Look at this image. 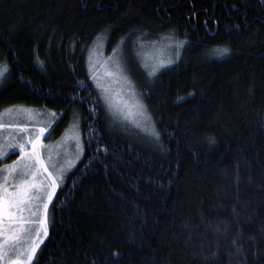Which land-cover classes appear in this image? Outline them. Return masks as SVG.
<instances>
[{
  "label": "trees",
  "instance_id": "trees-1",
  "mask_svg": "<svg viewBox=\"0 0 264 264\" xmlns=\"http://www.w3.org/2000/svg\"><path fill=\"white\" fill-rule=\"evenodd\" d=\"M97 41L126 46L154 135L100 100ZM160 41L175 62L151 73L134 44ZM0 72V120L49 109L46 141L83 143L32 264H264V0H0Z\"/></svg>",
  "mask_w": 264,
  "mask_h": 264
},
{
  "label": "rangeland",
  "instance_id": "rangeland-1",
  "mask_svg": "<svg viewBox=\"0 0 264 264\" xmlns=\"http://www.w3.org/2000/svg\"><path fill=\"white\" fill-rule=\"evenodd\" d=\"M136 44L137 42L134 44L133 49L134 58L139 63L141 60V63L151 73L175 62L173 53L179 45H174L169 41L149 43V46L147 44H137L136 46ZM125 52L126 46L123 45L109 54L106 51V44L97 41L89 52L88 68L100 100H102L113 119L136 131L152 136L155 134L153 123L125 69ZM220 54H218L219 57L222 56ZM58 120L59 117L55 112L49 109H16L8 111L1 118L0 156L2 158L0 159L7 156L3 154L7 153L9 149H16L18 155L12 163H5L0 166V185L4 183V177L7 176L8 191L12 192L14 191L12 185L21 178L22 172H28L29 175L26 178L29 179H31V172H36L35 182L43 181L41 195L44 202H47V193H53L52 201L65 175L75 167L83 154V143L77 123L71 124L62 137L55 138L53 141L51 139L46 141L50 130ZM41 128L45 131L41 132ZM22 129H26V131H22ZM33 143L36 145L35 149ZM18 144L25 146L24 152L12 147ZM37 156L39 159H37ZM17 161L20 163L17 164ZM14 166L16 171L12 172L11 169ZM45 167L48 169L47 172L44 171ZM49 173L52 174L51 178H49ZM53 179L56 180L58 186H52ZM33 191L36 190L33 189ZM0 195H3V188H0ZM34 203L40 202L34 201ZM50 203L47 210V233ZM42 211L41 209L38 217L40 219L43 218ZM25 215L27 216L28 213H25ZM30 227L35 229L39 226L33 224ZM46 237L43 236V230L41 229L42 240L44 241ZM42 243L39 244L38 250ZM0 264H9V262L0 260ZM20 264H26V262H20Z\"/></svg>",
  "mask_w": 264,
  "mask_h": 264
},
{
  "label": "snow or ice",
  "instance_id": "snow-or-ice-1",
  "mask_svg": "<svg viewBox=\"0 0 264 264\" xmlns=\"http://www.w3.org/2000/svg\"><path fill=\"white\" fill-rule=\"evenodd\" d=\"M226 49L223 52L226 53ZM3 71H7L6 68ZM3 72H0V76ZM26 131V129H22ZM41 132L45 129L41 128ZM79 147V145H77ZM20 152L25 151L23 144L13 145ZM36 145L33 143V148ZM3 155H7L4 153ZM2 158V156H0ZM37 159L38 156H37ZM20 162L17 161V164ZM27 167V166H25ZM16 171L15 166L11 169ZM47 172V167L44 168ZM28 172H22L21 178L12 185L14 191H8V177H4V183L0 185L3 188V195H0V260H7L9 264H20L26 262L31 264L38 250L39 244L43 242L41 238V229L43 236H47V210L48 204L51 202L52 194L47 193V202L41 195V187L43 181L35 182L36 172H31V179L28 177ZM52 174L49 173V178ZM52 186H58L56 180H52ZM35 189L36 191H33ZM39 201L40 203H34ZM43 218H38L41 213ZM25 213H28L26 216ZM38 225L39 227L33 229L30 225Z\"/></svg>",
  "mask_w": 264,
  "mask_h": 264
}]
</instances>
